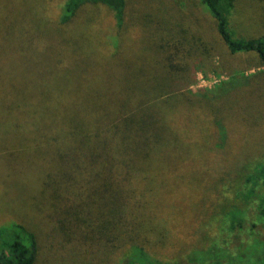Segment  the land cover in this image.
I'll return each instance as SVG.
<instances>
[{
	"label": "trees",
	"instance_id": "obj_1",
	"mask_svg": "<svg viewBox=\"0 0 264 264\" xmlns=\"http://www.w3.org/2000/svg\"><path fill=\"white\" fill-rule=\"evenodd\" d=\"M87 2L111 11L117 34L111 35L108 51L119 60L115 53L120 50V31L126 28L127 0H64L59 21L70 22ZM197 2L213 19L230 53L253 52L264 65V30L248 36L233 28L235 0ZM155 16H138L154 44L152 60L160 66L153 82L142 81L138 91L130 82L114 103L102 105L94 99L86 102L80 94L69 99L67 89L75 83L66 79L56 86L58 94L64 93L57 108L40 109L31 100L18 102L14 110L19 118L11 113L22 129L8 133V149L6 139L0 140V152L34 154L32 158L45 169L27 175L30 190L38 189L56 214L53 230L65 241H74L73 248L85 245L83 251L90 257L102 253L108 264H264V158L240 155L224 169L208 164L218 172L213 179L185 173L193 160L200 161L198 155L224 154V136L220 141L214 136L227 130L217 116L216 101L206 91L185 89L193 75L185 56L206 53L205 42L184 30L182 35L170 33L162 26L164 19ZM77 46L71 52L79 58L87 48ZM92 53L86 71L98 66V55ZM260 146L259 154L264 155ZM104 164L108 170L102 169ZM194 185H199L198 191L188 197ZM182 197L189 198L188 204L198 202L184 207L181 214L176 210V217L180 214L183 223L192 221V228L187 240L174 241L176 246L181 243L180 249L165 248L167 233L172 235L170 221L167 215L156 219L153 206L163 199L180 208ZM28 208L26 218L31 222L10 214L0 224V264H37L39 226L29 217L40 209ZM40 212L42 218L45 214Z\"/></svg>",
	"mask_w": 264,
	"mask_h": 264
},
{
	"label": "rangeland",
	"instance_id": "obj_2",
	"mask_svg": "<svg viewBox=\"0 0 264 264\" xmlns=\"http://www.w3.org/2000/svg\"><path fill=\"white\" fill-rule=\"evenodd\" d=\"M63 1L0 0V131H3L0 140L6 139L7 149L8 133L22 129L16 127V116H19L14 107L18 102L31 100V104L40 109L57 108L62 104L64 93L58 94L56 86L66 79L67 83H75L67 89L69 99L80 94L84 101L92 102L94 99L102 105L106 101L105 105L109 101L114 103L126 93L130 82L134 91L140 90L142 81L147 84L153 82V75L159 74L156 70L159 65L152 60L154 44L148 39L144 21H139L138 16L156 15L164 19L162 26L170 29V33L182 35L181 30H184L185 34L200 37L205 42L206 53L198 51L197 55L185 56L186 66L193 73L192 81L185 89L206 91L216 101L217 116L227 130L214 136L217 141L224 136V154L198 155L204 164L193 160L194 164L186 167L185 173H202L204 177L213 179L218 172H212L208 164L225 166L224 169L240 155H253L250 160L264 158L259 154L260 143L264 146V65L253 52L230 53L220 39L213 19L202 10L197 0H127L126 28L120 31V50L115 53L120 55L119 60L110 56L108 49L111 35L117 34L111 11L102 4L87 2L70 22L61 23L59 15ZM234 10L233 28L248 36L262 33L264 0H235ZM81 44H85L87 49L77 58L71 51ZM91 51L94 56L98 55V66L94 65L93 71H86ZM80 59L86 63L79 62ZM95 69H100L101 73ZM172 85L182 87L180 81H173ZM107 89H112L109 90L112 93ZM83 92L91 95L86 97ZM12 110L16 116L12 115ZM22 140H26V135ZM236 150L248 154H236ZM32 157L34 154L0 152V224L6 222L10 214L31 222L26 218L28 205L36 207L45 214L41 218L40 210L32 211L31 214L36 216L29 217L34 218L33 224L39 226L37 264H85L84 260L108 264L107 256L100 253L90 257L83 251L85 245L73 248L74 241H65L53 230L56 214H52L38 189L30 190L28 184L30 172L45 169ZM102 169L108 170L106 164ZM33 182L38 185L37 178ZM198 187L192 186L188 197L196 193ZM188 197L179 198L184 200L177 203L180 208L163 202V199H158L159 204L153 206L156 219L167 215L170 221L168 228L172 235L169 237L167 233L165 248L180 249L181 243L176 246L174 241L187 240L185 235L192 228V221L183 223L180 214L184 207L198 204L197 201L188 204ZM179 209L180 214L176 217ZM165 248L162 249L166 251ZM159 251L162 252L161 249ZM109 264L113 262L109 261Z\"/></svg>",
	"mask_w": 264,
	"mask_h": 264
}]
</instances>
